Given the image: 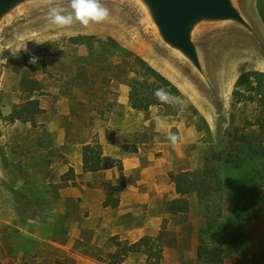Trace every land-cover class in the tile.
I'll return each mask as SVG.
<instances>
[{
    "label": "rangeland",
    "instance_id": "obj_1",
    "mask_svg": "<svg viewBox=\"0 0 264 264\" xmlns=\"http://www.w3.org/2000/svg\"><path fill=\"white\" fill-rule=\"evenodd\" d=\"M99 3L109 9L110 17L88 26L75 20L71 0H24L0 19V264H107L109 253L122 254L126 264H147L143 254H123V245L130 240L111 237L112 246H117L112 250V246L100 241V235L94 236L81 225L84 219L78 204H67L65 216L63 203L57 208V203H51L55 200L41 197L40 192L47 194V189L40 191L33 183L41 171L40 161L45 160L34 149L42 140L46 149L53 148L55 138L44 128L12 123L9 118L29 97L21 83L23 75L42 83L44 88L34 91L31 99L43 95L48 105L43 116L46 121L53 119L57 102L62 109L71 111L69 117L78 118L88 107L85 102L107 108L122 92L126 95L128 85L112 77L119 59L97 58L98 44L92 50L71 42V37L86 35L94 41L113 38L143 57L178 84L190 96H186L188 102L196 103V110L190 108L184 118L198 121L206 129L207 117L217 136L223 137L227 128L231 133L238 128L240 135L246 121L254 120L259 113L257 104L232 105L237 78L247 71H264V24L257 0L234 1L251 29L232 20H204L194 27L192 39L202 71L163 40L143 0ZM52 9H59L61 15L71 13L72 25L53 23L49 18ZM33 57L36 61L30 63ZM40 136L42 140H38ZM201 154L198 169L204 167L207 157L213 156L208 145L201 148ZM250 167L246 168L247 174L252 173ZM241 173L239 179L244 178ZM18 181L24 185L17 186ZM190 198V211L164 219L163 231L154 234L166 248L163 264H199L197 246L205 222L197 195L191 194ZM237 210L238 204L229 201L221 226L223 234L236 226ZM82 236L84 241L79 239ZM248 236L244 258L230 264H264V211L261 220L249 226Z\"/></svg>",
    "mask_w": 264,
    "mask_h": 264
},
{
    "label": "crops",
    "instance_id": "obj_2",
    "mask_svg": "<svg viewBox=\"0 0 264 264\" xmlns=\"http://www.w3.org/2000/svg\"><path fill=\"white\" fill-rule=\"evenodd\" d=\"M174 84L181 90L184 96L182 101L186 106H195L194 101L188 102L186 96H190L178 84ZM124 92L107 108L85 102L84 106L88 107L80 112L78 118L69 117L71 111L62 109L57 102L50 121L43 118L48 111V105L40 94L37 99L41 113L28 120L11 121L21 122L29 127L44 128L55 138L54 147L51 149L43 146L41 136L38 139L42 141L37 142L38 147L34 151L45 161H40L41 171L33 185L40 191L41 188L47 189V194L40 192L41 197L55 200L51 203H57V208L63 203L61 207L64 208L62 211L65 216L68 215L67 204H78L82 211L80 216L84 219L81 225L84 224L94 236L100 235V241L109 246H112L110 238L114 236L130 240V243L147 235L155 236V233L163 231L164 219L175 214L188 213L172 214L168 210L169 202L180 197L176 184L170 178V172L198 169L202 161L201 148L211 145L205 127L198 125V121L191 122L184 118L190 108L169 112L163 106L153 105L149 110H137L131 106L129 87L126 95ZM251 103L256 104L241 102L237 105ZM49 108L51 110L50 106ZM206 120L213 139L217 134L207 117ZM173 135L178 137L175 143L170 139ZM94 143L101 145L104 156L122 161L125 186L122 191L113 192V197L119 200L116 206L105 205L108 198L106 184H111L114 188L120 185L121 170L117 167L96 172L85 169V147ZM70 171L72 173L68 176ZM48 173L54 177L48 176ZM21 185L24 182L18 181L17 186ZM188 198L191 206L190 196ZM74 225L78 226V223ZM72 238L74 237H70L71 241ZM79 239L84 241L83 236ZM93 241H96L95 238ZM67 246L68 250H73L69 245H62L64 248ZM115 248L117 249L116 245L110 247L112 250ZM165 249L164 245L161 264ZM136 253L143 254L149 264L146 254ZM77 262L79 263L78 260ZM126 263L124 260L123 264Z\"/></svg>",
    "mask_w": 264,
    "mask_h": 264
},
{
    "label": "trees",
    "instance_id": "obj_3",
    "mask_svg": "<svg viewBox=\"0 0 264 264\" xmlns=\"http://www.w3.org/2000/svg\"><path fill=\"white\" fill-rule=\"evenodd\" d=\"M258 10L264 24V0H257ZM71 42L84 44L96 50V57L106 59L116 57V64L112 77L123 81L129 87L131 106L137 110H149L153 105L163 106L169 112L195 109L182 101L184 96L181 90L170 79L152 66L147 60L134 51L123 46L113 38L94 41L91 36H76ZM33 66H30L31 68ZM22 86L28 93V100L10 115V120H28L42 112L39 99H31L34 91L41 90L42 83L35 79L22 76ZM163 88L170 93L166 101L155 97L154 92ZM232 105L241 102H254L259 109L254 120L246 121L244 132L238 135V128L234 133L229 128L223 137L211 139L209 126L206 127L212 157L206 158L203 168L195 171L180 173L170 172V178L176 184L180 195L169 202L168 210L175 214L190 211L188 196L196 194L203 208L204 227L200 231L197 246V261L199 264H230L234 260L244 258V248L249 243L248 230L254 222L261 220L264 211V71H247L236 80L233 90ZM196 110V109H195ZM251 166L252 173H246ZM117 167L121 170V183L117 187L106 184L108 198L105 205L116 206L118 198L113 197L114 190L120 192L125 186L122 161L104 156L101 145L88 144L85 147V169L99 171ZM242 172V173H241ZM242 174L243 179L238 178ZM237 178L239 180H237ZM114 188V189H113ZM229 201L238 204L235 213L236 226L221 232L224 221V211ZM123 254L142 252L147 255L149 264H161L164 252V243L161 238L144 236L134 243L123 245ZM107 264H123L122 254L109 253Z\"/></svg>",
    "mask_w": 264,
    "mask_h": 264
},
{
    "label": "water",
    "instance_id": "obj_4",
    "mask_svg": "<svg viewBox=\"0 0 264 264\" xmlns=\"http://www.w3.org/2000/svg\"><path fill=\"white\" fill-rule=\"evenodd\" d=\"M24 0H0V19ZM163 40L179 50L202 71L200 56L192 39L201 21L232 20L250 28L232 0H143Z\"/></svg>",
    "mask_w": 264,
    "mask_h": 264
},
{
    "label": "clouds",
    "instance_id": "obj_5",
    "mask_svg": "<svg viewBox=\"0 0 264 264\" xmlns=\"http://www.w3.org/2000/svg\"><path fill=\"white\" fill-rule=\"evenodd\" d=\"M71 8L75 13V20H78L81 24L88 26L90 22L103 23L110 17V11L107 7L102 6L99 0H71ZM50 20L61 26H70L73 23V15H61L59 9H52L49 13ZM36 58L30 59V63H35ZM154 95L157 99L166 101L170 93L166 92L163 88L155 90ZM173 143L178 139L173 135L170 137Z\"/></svg>",
    "mask_w": 264,
    "mask_h": 264
},
{
    "label": "bare ground",
    "instance_id": "obj_6",
    "mask_svg": "<svg viewBox=\"0 0 264 264\" xmlns=\"http://www.w3.org/2000/svg\"><path fill=\"white\" fill-rule=\"evenodd\" d=\"M234 1H235V0H233V1H232V2H233V4H234Z\"/></svg>",
    "mask_w": 264,
    "mask_h": 264
}]
</instances>
